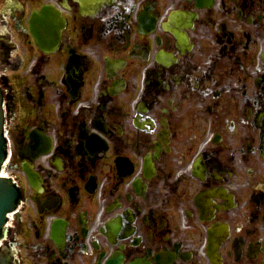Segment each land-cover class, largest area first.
<instances>
[{
    "label": "flooded vegetation",
    "instance_id": "flooded-vegetation-1",
    "mask_svg": "<svg viewBox=\"0 0 264 264\" xmlns=\"http://www.w3.org/2000/svg\"><path fill=\"white\" fill-rule=\"evenodd\" d=\"M0 92L16 264H264V0H0Z\"/></svg>",
    "mask_w": 264,
    "mask_h": 264
},
{
    "label": "water",
    "instance_id": "water-1",
    "mask_svg": "<svg viewBox=\"0 0 264 264\" xmlns=\"http://www.w3.org/2000/svg\"><path fill=\"white\" fill-rule=\"evenodd\" d=\"M1 148H2V138L0 134V160L3 155ZM16 198H17V193L12 188V186L0 180V225L4 221L5 212L9 211L13 207Z\"/></svg>",
    "mask_w": 264,
    "mask_h": 264
}]
</instances>
